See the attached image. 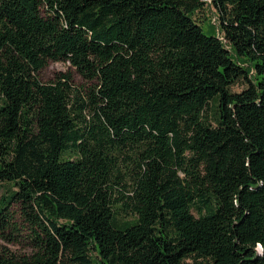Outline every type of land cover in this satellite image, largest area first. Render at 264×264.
Here are the masks:
<instances>
[{"label":"trees","instance_id":"obj_1","mask_svg":"<svg viewBox=\"0 0 264 264\" xmlns=\"http://www.w3.org/2000/svg\"><path fill=\"white\" fill-rule=\"evenodd\" d=\"M0 184V264H264V0H0Z\"/></svg>","mask_w":264,"mask_h":264},{"label":"rangeland","instance_id":"obj_2","mask_svg":"<svg viewBox=\"0 0 264 264\" xmlns=\"http://www.w3.org/2000/svg\"><path fill=\"white\" fill-rule=\"evenodd\" d=\"M216 9L211 6L206 7V11L200 12L199 14V20L201 24H204V28L207 29L209 24L210 28L214 29L215 31H218L219 25H218V18L216 14ZM202 20H206V23H203ZM71 71L73 75V79L76 83H84L86 80L82 77L81 74H79L74 68H71L70 65L66 62L62 61H53L50 62L46 67H44L40 73V77L43 81H49L53 79L59 72L62 71ZM234 90H241L242 85H236L233 87ZM3 193V187L0 184V196Z\"/></svg>","mask_w":264,"mask_h":264}]
</instances>
